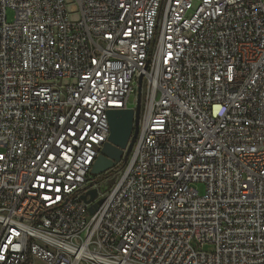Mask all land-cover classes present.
<instances>
[{
    "label": "built area",
    "instance_id": "2783aa9c",
    "mask_svg": "<svg viewBox=\"0 0 264 264\" xmlns=\"http://www.w3.org/2000/svg\"><path fill=\"white\" fill-rule=\"evenodd\" d=\"M0 264H264V0H0Z\"/></svg>",
    "mask_w": 264,
    "mask_h": 264
},
{
    "label": "water",
    "instance_id": "95a60500",
    "mask_svg": "<svg viewBox=\"0 0 264 264\" xmlns=\"http://www.w3.org/2000/svg\"><path fill=\"white\" fill-rule=\"evenodd\" d=\"M139 105L138 100L135 110L124 109L108 112L109 137L92 166V176L97 177L111 171L122 160H127L137 133ZM96 195L95 191H91L89 201H93Z\"/></svg>",
    "mask_w": 264,
    "mask_h": 264
},
{
    "label": "rangeland",
    "instance_id": "374dc122",
    "mask_svg": "<svg viewBox=\"0 0 264 264\" xmlns=\"http://www.w3.org/2000/svg\"><path fill=\"white\" fill-rule=\"evenodd\" d=\"M14 20V12L11 10L7 11V21L12 22ZM139 100V92L136 94H132L128 99L129 108H134L136 106V103ZM116 179H113V181H108L107 183L102 184V188L108 187L112 182H114ZM197 190L200 194L204 193V186L198 185ZM210 247H205L204 251H209Z\"/></svg>",
    "mask_w": 264,
    "mask_h": 264
},
{
    "label": "trees",
    "instance_id": "16d2710c",
    "mask_svg": "<svg viewBox=\"0 0 264 264\" xmlns=\"http://www.w3.org/2000/svg\"><path fill=\"white\" fill-rule=\"evenodd\" d=\"M118 171V169L112 170L111 173L115 174Z\"/></svg>",
    "mask_w": 264,
    "mask_h": 264
}]
</instances>
